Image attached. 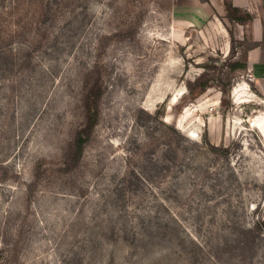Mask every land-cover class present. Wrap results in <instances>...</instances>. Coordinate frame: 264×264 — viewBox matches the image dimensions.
<instances>
[{
    "label": "rangeland",
    "instance_id": "obj_1",
    "mask_svg": "<svg viewBox=\"0 0 264 264\" xmlns=\"http://www.w3.org/2000/svg\"><path fill=\"white\" fill-rule=\"evenodd\" d=\"M235 22L0 0V264H264V100Z\"/></svg>",
    "mask_w": 264,
    "mask_h": 264
},
{
    "label": "crops",
    "instance_id": "obj_2",
    "mask_svg": "<svg viewBox=\"0 0 264 264\" xmlns=\"http://www.w3.org/2000/svg\"><path fill=\"white\" fill-rule=\"evenodd\" d=\"M232 5L246 9L252 14V19L245 25L233 23L232 32L236 38L244 37L246 28L251 40L258 42L257 45L249 48L246 52L245 74L251 73L252 79H247L252 87V92L264 100V0H229ZM193 6L198 7L201 12L209 15L212 12L223 14V6L219 0H190Z\"/></svg>",
    "mask_w": 264,
    "mask_h": 264
},
{
    "label": "trees",
    "instance_id": "obj_3",
    "mask_svg": "<svg viewBox=\"0 0 264 264\" xmlns=\"http://www.w3.org/2000/svg\"><path fill=\"white\" fill-rule=\"evenodd\" d=\"M201 1H207V0H201ZM223 9L225 12V16L229 21H236L238 23L243 24L244 27L252 19V14L250 12H248L244 8L232 5V3L229 0L223 2ZM240 42H243L246 45L243 44L245 46L243 49L244 58H243V62L239 64V68L245 69L246 52L249 48H252L253 46L257 45L258 42L251 40L250 36L249 35L247 36L246 32L244 33V37ZM205 84L206 82L201 84V86L204 88ZM84 89L85 90L83 94V103H84V111H85V122L83 124V127H81L80 130L77 132L75 138V144L78 145L79 151L81 150L82 143L84 142L85 137H87L90 134L91 129L98 120V115H99L98 102L101 96V86L96 81L95 83L86 86ZM216 149H218V147Z\"/></svg>",
    "mask_w": 264,
    "mask_h": 264
},
{
    "label": "built area",
    "instance_id": "obj_4",
    "mask_svg": "<svg viewBox=\"0 0 264 264\" xmlns=\"http://www.w3.org/2000/svg\"><path fill=\"white\" fill-rule=\"evenodd\" d=\"M247 79H252V74L251 73H246Z\"/></svg>",
    "mask_w": 264,
    "mask_h": 264
}]
</instances>
